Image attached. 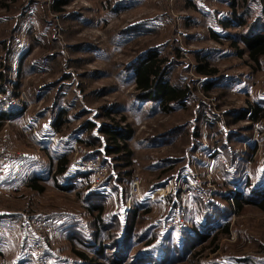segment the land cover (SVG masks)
Masks as SVG:
<instances>
[{
  "label": "rangeland",
  "instance_id": "374dc122",
  "mask_svg": "<svg viewBox=\"0 0 264 264\" xmlns=\"http://www.w3.org/2000/svg\"><path fill=\"white\" fill-rule=\"evenodd\" d=\"M66 1L56 11L58 0H0V93L19 100L0 129V264H87L76 252L95 264H264V120L235 121L264 101V57L256 66L210 35L246 31L220 24L233 0ZM248 6L250 21L262 17L260 0ZM152 51L166 57L165 82L188 90L168 111L136 90ZM198 54L219 74L199 75ZM110 124L133 131L128 161L106 152ZM90 205L115 225L103 250ZM136 214L120 249L119 225Z\"/></svg>",
  "mask_w": 264,
  "mask_h": 264
},
{
  "label": "trees",
  "instance_id": "16d2710c",
  "mask_svg": "<svg viewBox=\"0 0 264 264\" xmlns=\"http://www.w3.org/2000/svg\"><path fill=\"white\" fill-rule=\"evenodd\" d=\"M237 1L233 0L231 5V10L233 13L234 18L233 19H222L220 21V24L225 29H233L235 30L238 28H245L246 31L242 34H219L215 30H211V39L215 41L216 43H221L222 38L225 37L226 40L231 42L232 47L235 49L237 53L238 58H243L245 53H247L248 60L255 64L256 66H260L261 59L264 57V0H260V3L262 5V17L254 19L253 21H250V17L252 15L251 8L248 6V3L250 0H243L244 4L246 6H243L244 11L241 13L240 16H238L237 10ZM66 0H58V6L55 8L56 11H61V7L65 6L67 3ZM238 25V26H237ZM240 45L244 46L245 49H239ZM210 55H201L198 54L197 58L200 59L199 65L196 69V72L199 75H202L204 77H214L219 74V70L216 67H213L208 62V57ZM167 60L166 57L160 56L156 51L150 52L148 55H146L141 63H139L135 69H134V81L136 84V90L139 93V96L143 98L148 99H154V100H160V105L164 111H168L169 107L173 103L183 104L182 100L187 96L188 90H182L177 85H171L168 82L166 83L165 75L167 70ZM213 83L209 86H212ZM18 89V85L16 86ZM208 87H205V89ZM9 113V114H8ZM108 114V113H107ZM105 115L108 117L111 122L114 121V118L110 117V113L108 115ZM241 117L236 118V122H238L241 119H245L249 121L251 124H257L260 123L262 120H264V101H257V102H248L247 108L240 111ZM10 112H3L0 114V129L2 128L3 122L2 120L6 117H10ZM15 116V115H13ZM92 127L93 125L90 124ZM113 126V127H112ZM118 124H110L109 126H105L103 129V132L106 136V152L107 154H115L119 155L122 152H127V156L125 157L128 161L131 156V152L129 150V139L133 136V131L128 128L126 130L118 129ZM69 156L67 153L61 154L58 157L57 160V168L55 170V174L57 176H62L66 173L69 165ZM27 186L36 192L43 193L45 191V188L39 184V181L37 177H33L30 179ZM257 190V189H256ZM255 194H258L262 197L260 202H258V206L261 209H264V194L261 192L255 191ZM242 195L239 193L238 195H234L235 200V206L236 210L235 212L240 213L243 207V203H247L245 199L241 201ZM223 199L228 200L229 197L226 195H222ZM103 206L98 205H90L89 211L98 212V216L96 217V226L95 231L92 235L93 240V246H99L101 242L99 241V236L104 233V231L107 232L108 229H111L113 224L104 222V219H102V213H103ZM223 214H229L228 210L222 211ZM134 214V213H133ZM136 215H132L131 222L129 224L119 225V233L116 236H120L122 233L121 239H117V244L121 242V247L126 249V244L130 240V238L133 236L132 231L134 230V223ZM104 222V223H103ZM114 228V227H113ZM111 231V230H110ZM223 234L228 235L229 225L225 224L222 229ZM108 234V232H107ZM198 237H206L202 233H197ZM214 241H217V238L214 239ZM125 245V246H123ZM99 248L102 250L104 249L103 245H100ZM100 251L99 253H102L103 251ZM161 252V250H159ZM76 254L81 257V260L87 264H95L96 260H92L90 257H88L85 253L82 252H76ZM163 255V254H162ZM124 256V253L123 255ZM91 262V263H90ZM162 264V263H157Z\"/></svg>",
  "mask_w": 264,
  "mask_h": 264
},
{
  "label": "built area",
  "instance_id": "2783aa9c",
  "mask_svg": "<svg viewBox=\"0 0 264 264\" xmlns=\"http://www.w3.org/2000/svg\"><path fill=\"white\" fill-rule=\"evenodd\" d=\"M18 103H19V100L16 99V97H14L12 95H6L4 93H0V111L1 112L13 111L14 108H17V107L13 108V106H16ZM99 168H100L99 169L100 172L98 173L99 175H102V173L103 174L106 173V169L104 167H99ZM167 229H170V228H167Z\"/></svg>",
  "mask_w": 264,
  "mask_h": 264
},
{
  "label": "bare ground",
  "instance_id": "6f19581e",
  "mask_svg": "<svg viewBox=\"0 0 264 264\" xmlns=\"http://www.w3.org/2000/svg\"><path fill=\"white\" fill-rule=\"evenodd\" d=\"M165 190H166L165 188H164V189H162V191H165ZM162 191H161V192H162Z\"/></svg>",
  "mask_w": 264,
  "mask_h": 264
}]
</instances>
